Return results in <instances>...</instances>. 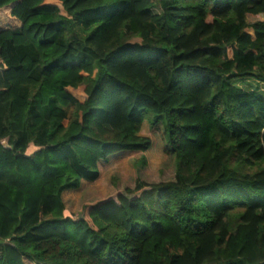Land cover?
Listing matches in <instances>:
<instances>
[{"label": "trees", "instance_id": "16d2710c", "mask_svg": "<svg viewBox=\"0 0 264 264\" xmlns=\"http://www.w3.org/2000/svg\"><path fill=\"white\" fill-rule=\"evenodd\" d=\"M144 122L173 179L66 215ZM0 264H264V0H0Z\"/></svg>", "mask_w": 264, "mask_h": 264}, {"label": "rangeland", "instance_id": "374dc122", "mask_svg": "<svg viewBox=\"0 0 264 264\" xmlns=\"http://www.w3.org/2000/svg\"><path fill=\"white\" fill-rule=\"evenodd\" d=\"M143 126L140 136L152 143L151 149L144 154L145 166L136 164L141 157L137 154H121L109 159L101 166L100 177L95 183H84L79 190L63 194L66 215L73 218L84 204L102 200L117 191L133 189L137 181L157 184L173 179L174 162L164 143L162 128H150L146 122Z\"/></svg>", "mask_w": 264, "mask_h": 264}, {"label": "crops", "instance_id": "0c3cea01", "mask_svg": "<svg viewBox=\"0 0 264 264\" xmlns=\"http://www.w3.org/2000/svg\"><path fill=\"white\" fill-rule=\"evenodd\" d=\"M142 126H143V125H142ZM143 127H144V126H143ZM143 127H141V130L143 129ZM140 132H141V131H140ZM151 144H152V143H151ZM151 147H152V145H151ZM150 149H151V148H150ZM150 149H149V150H150ZM149 150H148V151H149ZM148 151H147V152H148ZM147 152H146V153H147ZM146 153H145V154H146ZM143 157H144V154H143ZM139 158H140V157H139ZM144 158H145V157H144ZM84 183H89V182L82 181L81 184H80V187H81L82 184H84ZM92 183H95V182H92ZM80 187H79L77 190H79ZM77 190L65 191V192H63V194L66 193V192H75V191H77ZM63 194H62V200H63Z\"/></svg>", "mask_w": 264, "mask_h": 264}]
</instances>
